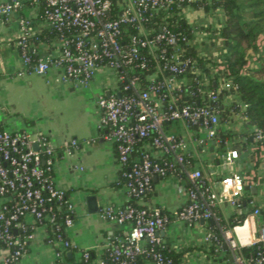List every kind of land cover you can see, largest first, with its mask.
I'll return each instance as SVG.
<instances>
[{
    "label": "built area",
    "instance_id": "obj_1",
    "mask_svg": "<svg viewBox=\"0 0 264 264\" xmlns=\"http://www.w3.org/2000/svg\"><path fill=\"white\" fill-rule=\"evenodd\" d=\"M186 1L192 0H0V30L19 12L12 41L23 62L19 75L59 69L58 79L86 86L101 67L112 70L116 87L97 99L100 125L114 144L121 168L129 166L122 183L127 204L100 209L103 219L128 225V229L107 237L104 253L95 256L67 237L74 225L75 206L67 190L55 182V148L49 137L0 129V195L9 198L0 206V243L7 250L0 264H14L26 253L34 237L29 231L33 226L23 222L26 216L50 230L48 240L57 246L59 260L66 259L67 251L78 253V261L72 264H264L261 206L254 205L243 221L230 227L221 223L223 217L217 210L221 204L243 207L249 177L233 171L216 181L218 190H211L203 169L189 158L197 149L220 147L219 93L236 94L233 82L222 74L228 72L224 61L219 59L221 63L205 74L200 62L187 52L188 45L197 47L184 42L183 31L169 26L168 17L173 14L204 9V5H185ZM44 31L60 42L57 54L40 56L32 47L47 38L42 37ZM198 55L218 56L199 50ZM212 81L216 87H210ZM184 95L199 103L186 101ZM169 122H180L182 128L172 130ZM262 138L263 132L255 127L252 149L264 157ZM78 145L73 139L67 146ZM138 146L143 149L141 157L131 163ZM220 157L232 164L241 152L232 148ZM170 175L186 203L170 210L143 204L155 178ZM133 198L137 204L130 202ZM202 218L214 220L215 225L181 243L166 237L172 225L183 222L195 227ZM253 246L255 254L246 258L243 248Z\"/></svg>",
    "mask_w": 264,
    "mask_h": 264
},
{
    "label": "crops",
    "instance_id": "obj_2",
    "mask_svg": "<svg viewBox=\"0 0 264 264\" xmlns=\"http://www.w3.org/2000/svg\"><path fill=\"white\" fill-rule=\"evenodd\" d=\"M31 13L30 9H25ZM19 12L13 13L9 22L0 30V128L11 131H27L31 134H45L55 148L53 174L55 182L66 189L75 206L74 225L67 230V237L81 248L91 249L95 256L104 253L107 237L126 232L128 225L110 222L100 216V209L106 205L124 206L129 201L121 179V166L113 142L106 138V129L100 125L101 109L97 99L109 94L116 87L115 75L106 66L98 70L96 77L86 86L75 85L58 79L60 70L52 69L47 74L24 73L22 58L13 41L18 31ZM35 14V13H34ZM33 14V15H34ZM39 19L35 18L39 24ZM40 56L60 51V42L54 38L35 42L32 46ZM236 96H226L224 105L231 106L238 101ZM231 109V108H230ZM244 107L230 112L227 120L221 122V145L210 146L208 151L197 149L193 153L195 165L203 169L204 180L211 190H218L216 183L222 176L239 171L249 177L242 208L228 204L218 207L219 216L229 219L236 211L248 215L253 206H261L264 220V157L252 148L255 126L245 117ZM182 128L180 122L171 125L172 130ZM79 142L78 147H68L71 140ZM237 148L241 157L228 164L220 153ZM98 198V210L90 212L87 196ZM9 198L0 195V206ZM248 203H247V201ZM185 194L175 188V177L155 178L154 188L143 199L146 205H159L173 209L184 205ZM253 202V205H251ZM32 227L34 237L26 253L14 264H72L78 261L76 251H67L66 259L56 256L57 246L49 242L50 230L36 223L32 216L23 218ZM214 220L199 221L195 227L198 233L211 229ZM189 226L178 222L166 232L169 239L188 241ZM181 231L182 233H180ZM173 238V239H174ZM0 247V261L6 254ZM71 252V254H69Z\"/></svg>",
    "mask_w": 264,
    "mask_h": 264
},
{
    "label": "trees",
    "instance_id": "obj_3",
    "mask_svg": "<svg viewBox=\"0 0 264 264\" xmlns=\"http://www.w3.org/2000/svg\"><path fill=\"white\" fill-rule=\"evenodd\" d=\"M185 5L195 7L204 5V9L200 12L206 14L207 12L214 11V13L217 12L222 17L219 24L216 25H219L217 31L219 32L224 47L228 51L226 57H200L198 50L194 46L189 45L187 46V52L200 62L201 67L207 75L210 74L212 66H218L221 61H224L227 65L228 72L223 71L222 74L233 82L234 87L232 91L239 100L234 101L231 106H225L224 98L226 97V93H219L217 105L222 109L221 121L225 122L227 120L231 112L230 108L238 110L240 104L245 105L243 113L250 123L263 132L261 141L264 145V61L259 63L260 59L263 58V54L258 45V39L264 36V0H192L191 2L186 1ZM175 20H178L180 25L177 26ZM168 21L169 26L174 31H183L187 35V40L184 42H191L194 36V30L190 26L189 21L182 16V13L173 14L168 17ZM209 28L210 26L204 24L201 29L210 31ZM157 30H159V26ZM42 35V37L46 35L47 40L53 37L48 31H44ZM253 54H256L258 58L256 59V63L254 62L253 65H249V58ZM210 87H216L214 81L211 82ZM184 99L191 103H199L198 99L191 98L187 95H184ZM203 102V100L200 101V103ZM170 124L172 123L169 122L167 125L170 126ZM150 142V140L146 141L147 146L150 150H153ZM142 152L143 149L138 146L130 158L131 163L138 160ZM189 158L193 161L192 156H189ZM128 169L129 166L121 170L122 182L124 181L123 173ZM67 195H69L68 192ZM130 202L137 204V199L133 198ZM245 205L243 204V207ZM245 216V212L236 211L228 220L223 218L221 223L225 227H230L243 221ZM29 231L32 230L30 229ZM2 246L4 247L0 243V247ZM255 252L256 246L243 248V253L246 258L254 255ZM173 255L175 258L178 257L176 254ZM93 258L92 256L91 260ZM79 264L85 263L80 262Z\"/></svg>",
    "mask_w": 264,
    "mask_h": 264
},
{
    "label": "rangeland",
    "instance_id": "obj_4",
    "mask_svg": "<svg viewBox=\"0 0 264 264\" xmlns=\"http://www.w3.org/2000/svg\"><path fill=\"white\" fill-rule=\"evenodd\" d=\"M182 16L189 21L190 26L194 30V36L191 40V43L197 47L200 53H208L213 51L218 56H221V58L226 57L228 51L224 47L219 32L217 31L219 25H216L219 24L222 17L217 12L214 13V11H212L205 14L204 12L192 11L189 9L184 10ZM204 24L210 26V31L201 29L202 25ZM258 45L260 47V51L263 54V58L260 59L261 62L259 61V63H262L264 61V36L258 39ZM257 58L258 56L253 54L249 58L248 64L253 65L254 62L256 63ZM179 232L182 233L181 231ZM186 232H188L187 237L190 239L197 231L189 227Z\"/></svg>",
    "mask_w": 264,
    "mask_h": 264
},
{
    "label": "water",
    "instance_id": "obj_5",
    "mask_svg": "<svg viewBox=\"0 0 264 264\" xmlns=\"http://www.w3.org/2000/svg\"><path fill=\"white\" fill-rule=\"evenodd\" d=\"M109 95V94H108ZM118 96H120V93L118 94ZM34 147L36 149L39 148V145L37 143L34 144ZM87 203H88V207H89V211L90 212H95L98 210V198L95 195H88L87 196ZM202 222H205V220L202 218L201 219ZM69 254H71V252H69ZM229 258L232 260L233 257L230 255Z\"/></svg>",
    "mask_w": 264,
    "mask_h": 264
}]
</instances>
